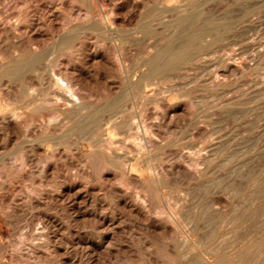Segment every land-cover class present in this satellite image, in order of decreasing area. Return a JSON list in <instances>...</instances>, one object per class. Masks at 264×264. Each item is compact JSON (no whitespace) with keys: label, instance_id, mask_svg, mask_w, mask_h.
<instances>
[{"label":"rangeland","instance_id":"obj_1","mask_svg":"<svg viewBox=\"0 0 264 264\" xmlns=\"http://www.w3.org/2000/svg\"><path fill=\"white\" fill-rule=\"evenodd\" d=\"M1 1L3 0H0V6H2L0 11L3 10L0 12V23L5 22L0 25V31L4 29L3 32L5 33L0 32V37L3 36L0 39V65L3 66H0V77L2 78H0V84L3 83L0 85V219L2 220L0 221V227H2L0 232L4 229L0 234L2 239H0V255L5 258L0 256L2 259H0V264H129L133 261L138 264H166L168 261L167 264H169V252L167 251L170 249L169 246L172 244H174L173 247L181 244L191 245L192 242L194 243L192 245H195L202 253V257H205L204 261H207V264H220L221 261L222 264H237V262L240 264H264V218H262V216L264 217V0ZM62 2L63 4H61ZM88 3H90V6ZM200 3H202L204 9ZM58 5H60V8ZM88 6L92 9L86 11L85 9L89 8ZM51 7L52 9H50ZM188 7L190 8L188 9ZM72 9L73 11H71ZM185 9L186 11H183ZM93 10H96V12ZM193 10H198V14H201V19H204V21L221 22L220 24L223 22L224 25L219 27L221 29L213 30L203 37L202 44L206 43L205 46L208 47L204 46L202 52L200 50L197 54L194 53L186 57L187 60L184 64L182 62L176 64L172 67L173 69L170 68L165 70L166 72L161 71L157 74H151L147 62L152 56L151 54H155L158 48L162 47L165 43V37L176 32L174 29L175 18L182 12L188 13ZM230 10L232 11L230 12ZM53 11L58 15L56 16ZM22 12L25 13L22 14ZM209 14L210 17H207ZM166 16L167 19L164 18ZM15 17L18 25H16V21H13ZM20 18L23 19L20 20ZM6 19H9V21ZM88 19L90 23L88 22L87 25L86 21ZM93 19H95V22ZM166 21L167 23H165ZM81 22L83 23L81 24ZM12 23L16 28L18 27L19 34L16 28L14 29L16 33L12 30V27H14V25H11ZM157 23L161 26L156 25ZM8 25H11V27ZM6 26L7 28H5ZM108 26L109 29H107ZM8 27L11 29L9 30ZM25 28L28 29L25 30ZM72 28H77L84 33H80L78 38L70 44V47L59 50L56 47L57 44L52 46L51 43L58 37V34L60 35ZM128 28H134L138 31L136 30V34L132 33L126 36L124 33L129 31ZM148 28L149 30H147ZM156 28H158L159 33ZM105 29L106 31H104ZM155 30H157V33ZM56 32H58L57 35ZM137 32L143 33L137 35ZM42 34L44 35L42 36ZM162 35L165 39L161 38ZM16 36L20 38L18 37L17 40ZM21 38L23 41H20ZM26 38L28 43L32 41V44L29 43L30 45H28ZM2 39L4 41L8 40V42L5 41V43ZM24 40L26 44H24ZM155 40H158V43ZM161 40L163 41L160 42ZM16 41L17 43H15ZM18 41L22 44L19 45ZM134 41L135 43H133ZM143 42L145 44L142 45ZM152 42L156 44H152ZM16 45L19 48L22 45L26 48L23 49L22 46L19 50ZM46 45H49V47ZM151 47H155L156 51L152 50ZM144 49L147 50L146 53ZM13 50L16 53V58L12 54L14 53ZM29 51H42L40 53L42 64L39 62V68L36 65L37 71L33 73L31 72L33 67H30L27 72L21 74V77L28 79L25 82H28L29 87L23 95L22 87L19 84L21 79L8 80L3 75L14 70L18 65L17 59L21 56H23L21 58L23 59L30 54ZM7 53L10 54V57H7ZM49 53L53 54L50 55ZM67 53L70 56H64ZM55 58L59 60L56 62ZM2 59H4L5 65L1 64L3 63ZM62 60L65 62H62ZM143 60L145 63L147 62L146 65ZM40 66L43 67L40 68ZM43 68L46 70L43 71ZM30 72L33 75L37 74L33 77L32 74L29 75ZM69 72L71 73L69 74ZM148 75L149 77H146ZM158 76L161 77L158 79ZM34 79L39 83L36 80L33 82ZM63 80H66V82ZM61 81H63L62 84ZM70 82H72L71 86H69ZM60 85L66 86V88H62ZM41 87H44L43 90ZM67 87L74 89H68ZM5 88L12 93L14 91L13 94H10L15 96L16 99L13 96L9 97V91H6ZM142 89L145 90L142 91ZM64 90L67 92H64ZM54 91H57L56 94ZM26 92L28 93L26 94ZM43 93L46 97L43 96ZM84 98H87L88 102L91 99L89 103L92 104H89L87 99ZM116 99L118 106L115 111L119 112L107 111L108 113L105 112L102 115L101 118L105 119L100 120L101 122L95 130L96 139L94 133L93 135L92 133H88L90 135L79 132L67 133L70 124L75 122L77 117L80 118L81 113L85 115L89 109H95L96 107L98 109L106 102H114ZM38 101H40L39 105ZM72 102H74V105ZM49 103H51V106ZM12 108L15 109L12 110ZM22 108L25 112V119L12 116V111H23ZM123 108L127 109L121 111ZM68 109L72 112V116ZM35 110H38V112ZM67 110L68 112H66ZM73 110H76V112L74 111L75 114ZM79 112L80 114L77 116ZM27 114L30 115L27 116ZM61 114H63L62 118ZM54 115L56 116L54 117ZM47 116L52 117V121L48 122L47 118H50ZM115 117H118V119ZM121 117L122 119H120ZM55 119L60 121H55ZM113 120L114 122H112ZM68 122L71 123L68 124ZM26 126H28V129ZM47 126L51 127L50 130ZM13 129L18 132V134L15 133L16 136L12 133ZM29 131L32 136L34 135L40 140L30 136ZM3 132H5V135L8 133L11 136V138L9 136V139H13V142L6 139ZM41 133L48 136L45 138L44 135L41 136ZM56 134L58 135L56 136ZM39 136L41 137L39 138ZM57 137L59 139H56ZM49 139L51 140L48 142ZM44 140L45 143H42ZM13 146L16 149L12 148ZM21 146L24 148L22 149ZM9 148H12V150L10 151ZM19 150L20 152H18ZM24 152L27 154H24ZM11 158L14 160L12 161ZM8 161H10L9 164ZM24 163L25 168H22L21 166H24ZM14 165L17 167H14ZM22 169L24 172H22ZM203 169H206V171H203ZM187 188L188 190H186ZM198 190L200 191L198 192ZM250 191L252 192L250 193ZM201 205H205V207ZM202 207L205 209L210 207V210L208 211L207 208L206 213ZM243 207H247V210ZM204 213H210L211 215H205ZM241 214L243 215L241 216ZM234 218L238 219L235 221ZM168 221L171 223H168ZM194 225H197L196 227L199 229L197 230ZM193 227H195L194 230ZM24 230L34 234V236L31 234V237H28L30 234ZM172 232L174 233L173 238L171 236ZM40 233L44 237L42 234V237H40ZM241 233L243 234L241 235ZM21 235L22 237H20ZM186 235L188 236L186 237ZM207 235L209 237L213 236L209 238ZM23 237L27 240L24 241ZM34 237L35 239L38 237L36 239L38 241H35ZM181 237L183 239L185 237L187 241L184 239L186 241L184 242ZM43 238H46L45 241ZM29 240L32 241L31 245L28 242ZM200 240H202V244ZM207 241H212V245ZM2 242H8V247H5V243ZM38 242L41 243V247ZM215 245L223 251L217 246L214 249ZM37 248L40 249L37 250ZM207 250L213 252L210 251V253ZM4 252L5 254H3ZM46 252L47 255L49 253L48 256ZM212 253V256L209 255ZM220 254L223 255L220 256ZM6 257L9 258L6 259ZM136 262L132 264H137Z\"/></svg>","mask_w":264,"mask_h":264},{"label":"bare ground","instance_id":"obj_2","mask_svg":"<svg viewBox=\"0 0 264 264\" xmlns=\"http://www.w3.org/2000/svg\"><path fill=\"white\" fill-rule=\"evenodd\" d=\"M4 1V0H3ZM3 1H1V2H3ZM82 1V0H81ZM91 1V0H90ZM95 1V0H94ZM28 2V1H27ZM259 2V1H258ZM257 2V3H258ZM15 3V2H14ZM20 3V2H19ZM26 3V2H25ZM31 3V2H30ZM35 3V2H34ZM47 3H49V2H47ZM138 3V2H137ZM148 3V2H147ZM146 3V4H147ZM161 3V2H160ZM187 3V2H186ZM204 3V2H203ZM249 3V2H248ZM4 4V3H3ZM2 4V5H3ZM52 4V3H51ZM58 4V3H57ZM61 4H63V2L61 3ZM89 4V6H90V3H88ZM136 4V3H135ZM134 4V5H135ZM139 4V3H138ZM137 4V5H138ZM150 4V3H149ZM176 4H177V2H176ZM201 4V6L203 7V5H202V3H200ZM207 4V3H206ZM215 4H217V3H215ZM214 4V5H215ZM24 5V4H23ZM66 5V4H65ZM133 5V6H134ZM177 5H179V3L177 4ZM205 5V4H204ZM210 5V4H209ZM25 6V5H24ZM56 6V5H55ZM59 6V8H60V5H58ZM69 6H70V4H69ZM88 6V7H89ZM140 6V5H139ZM138 6V7H139ZM154 6V5H153ZM157 6V5H156ZM164 6V5H163ZM211 6V5H210ZM245 6V5H244ZM247 6V5H246ZM0 7H2V6H0ZM9 7V6H8ZM16 7V6H15ZM22 7V6H21ZM30 7V6H29ZM87 7V8H88ZM142 7H143V5H142ZM177 7V6H176ZM197 7V6H196ZM243 7V6H242ZM19 8V7H18ZM53 8H55V7H53ZM75 8V7H74ZM141 8V7H140ZM144 8H146V7H144ZM150 8V7H149ZM148 8V9H149ZM163 8V7H162ZM167 8V7H166ZM169 8V7H168ZM179 8V7H178ZM186 8V7H185ZM190 7H188V9H189ZM2 9V8H1ZM50 9H52V7L50 8ZM90 9H92V7L90 8H88V9H85L86 11L87 10H90ZM138 9V8H137ZM182 9H183V7H182ZM187 9V8H186ZM186 9L185 10H183V11H186ZM193 9V8H192ZM203 9H204V7H203ZM3 10V9H2ZM1 10V11H2ZM23 10V9H22ZM21 10V11H22ZM27 10V9H26ZM47 10H48V7H47ZM79 10V9H78ZM84 10V11H85ZM163 10H166V9H163ZM216 10V9H215ZM229 10V9H228ZM228 10H227V12H228ZM235 10V9H234ZM0 11V12H1ZM17 11V10H16ZM71 11H73V9L71 10ZM94 12H96V10H93ZM93 11H92V13H93ZM232 10H230V12H231ZM6 11L4 10V13H5ZM48 12V11H47ZM54 12V11H53ZM66 12V11H65ZM90 13H91V11H89ZM89 12H86V13H89ZM125 12V11H124ZM139 12V11H138ZM167 12V11H166ZM182 12V11H181ZM9 13V12H8ZM18 13H20L19 11H18ZM25 13V12H24ZM23 12H22V14H24ZM58 13V12H57ZM85 13V14H86ZM104 13V12H103ZM142 13V12H141ZM144 13V12H143ZM168 13V12H167ZM178 13V12H177ZM199 13V11L198 10H193L192 12H188V13H186V12H182V13H180V15H178L176 18H175V20H174V29H175V31L176 32H174V33H171V31H169L171 34H169L168 35V33H167V37H163V35H162V37L161 38H164L165 39V43L162 45V47H160V49L158 48V50L156 51L154 48H152V50H155L156 52H155V54H151L152 56L148 59V69H149V71H150V73L151 74H157V73H160L161 71H165V70H167V69H170V68H172V67H174L176 64H180L181 62L184 64V62H185V60H187V59H185L186 57H188V56H191V55H193L194 53H196L197 54V52L198 51H200L201 50V52L203 51L202 50V48L205 46V44L206 43H204V44H202V40H203V37L204 36H206V35H208L210 32H212L213 30H218V28L220 27V26H222V25H224V23L222 22V24H220L219 22L217 23V22H209V20H208V22H207V20L206 21H204V19H201V14H198ZM6 14V13H5ZM4 14V15H5ZM54 14L56 15V13L54 12ZM78 14V13H77ZM94 14V13H93ZM93 14H92V16H93ZM166 14V13H165ZM210 14H211V12H210ZM210 14H209V16H207V17H210ZM223 14V13H222ZM3 15V17H5ZM13 15V14H12ZM17 15V14H16ZM21 15V14H20ZM19 15V16H20ZM46 15H47V13H46ZM58 15V14H57ZM56 15V16H57ZM89 16L91 15V14H88ZM98 15V14H97ZM162 15V14H161ZM176 15V14H175ZM236 15V14H235ZM49 16V15H48ZM86 16V15H85ZM99 16H101V15H99ZM105 16V15H104ZM145 16H148V15H145ZM168 16V15H167ZM164 17V18H168V17ZM173 16V15H172ZM231 16V15H230ZM229 16V17H230ZM9 16H7V18H8ZM17 17V16H16ZM16 17H15V20L13 19V21H16L15 23H16V25H18L17 23V20H16ZM21 17V16H20ZM23 17H24V15H23ZM28 17V16H27ZM26 17V18H27ZM45 17V16H44ZM97 17V16H96ZM156 17V16H155ZM159 17V16H158ZM10 18V17H9ZM46 18V17H45ZM56 18H58V17H56ZM90 18V17H89ZM98 18V17H97ZM102 18H104V17H102ZM121 18V17H120ZM136 18V17H135ZM149 18V17H148ZM148 18H146V19H148ZM151 18V17H150ZM149 18V19H150ZM224 18V17H223ZM3 19V18H2ZM11 19V18H10ZM18 20H19V17L17 18ZM23 19V18H22ZM21 18H20V20H22ZM28 19V18H27ZM26 19V21H28ZM106 19H108V18H106ZM159 19V18H158ZM172 19V18H171ZM214 19H216V18H214ZM213 19V20H214ZM219 18H217V20H218ZM220 19H221V17H220ZM220 19H219V21H220ZM5 20V19H4ZM6 20H8L9 21V19H6ZM34 20V19H33ZM84 20V19H83ZM90 20H92V18H90ZM94 20V22H95V19H93ZM132 20V19H131ZM157 20V19H156ZM165 20V19H164ZM212 20V19H211ZM210 20V21H211ZM229 20V19H228ZM13 21H11V22H13ZM96 21H98V20H96ZM101 21V20H100ZM122 21V20H121ZM148 21H150V20H148ZM160 21V20H159ZM163 21V20H162ZM170 21V20H169ZM168 21V22H169ZM1 22V21H0ZM5 22V21H4ZM4 22H2V23H4ZM20 22V21H19ZM87 22V25H88V22H89V19H88V21H86ZM143 22V21H142ZM157 22V21H156ZM226 22V21H225ZM2 23H0V25H2ZM7 23V22H6ZM26 23H28V22H26ZM37 23V22H36ZM42 23V22H41ZM79 23V22H78ZM83 22H81V24H82ZM85 23V22H84ZM90 23V22H89ZM102 23V22H101ZM129 23V22H128ZM139 23V22H138ZM150 23V22H149ZM165 23H167V21L165 22ZM39 24V23H38ZM86 24V23H85ZM109 24V23H108ZM141 24V23H140ZM161 24H162V22H161ZM4 25V24H3ZM11 25H14V23H12ZM11 25L9 26V27H11ZM19 25H20V23H19ZM34 25V24H33ZM37 25V24H36ZM40 25V24H39ZM91 25V24H90ZM103 25V24H102ZM110 25V24H109ZM148 25V24H147ZM146 25V26H147ZM156 25H159L158 23L156 24ZM155 25V26H156ZM225 25H227V24H225ZM247 25V24H246ZM249 25V24H248ZM5 26V25H4ZM69 26V25H68ZM74 26H75V24H74ZM80 26V25H79ZM154 26V25H153ZM153 26H152V28H153ZM159 26H161V25H159ZM164 26V25H163ZM162 26V27H163ZM228 26V25H227ZM255 26V25H254ZM9 27H8V29H9ZM27 27H29L28 25H27ZM34 27H36V26H34ZM34 27H33V29H34ZM40 27H41V25H40ZM39 27V28H40ZM77 27H78V25H77ZM82 27V26H81ZM85 27H86V25H85ZM84 27V28H85ZM89 27V26H88ZM169 27V25L167 26V28ZM2 28V27H1ZM5 28H7V26L5 27ZM13 29V31H15L14 29L16 28L15 27V25H14V27H12ZM18 28V27H17ZM16 28V29H17ZM20 28V27H19ZM32 28V27H31ZM65 28V27H64ZM63 28V29H64ZM67 28V27H66ZM69 28H71V27H69ZM107 28V27H106ZM113 28V27H112ZM123 28V27H122ZM134 28H136V27H134ZM134 28H132V29H129V31L128 32H126V33H124V35H130V34H132V33H135L136 34V30L137 29H134ZM166 28V29H167ZM248 28V27H247ZM7 29V30H8ZM11 29V28H10ZM9 29V30H10ZM28 29V28H27ZM26 28H25V30H27ZM90 29H91V27H90ZM89 29V30H90ZM107 29H109V26H108V28ZM126 29V28H125ZM157 30H158V28H156ZM162 29V28H161ZM163 29H165V28H163ZM219 29H221V28H219ZM225 29H226V26H225ZM229 29V28H228ZM6 30V29H5ZM18 30V29H17ZM39 30V29H38ZM42 30V29H41ZM84 31H85V29H83ZM114 30V29H113ZM141 30V29H140ZM139 30V31H140ZM143 30V29H142ZM147 30H149V28L147 29ZM157 30H155V32L157 31ZM222 30H223V28H222ZM221 30V31H222ZM1 31H2V29H1ZM0 31V32H1ZM3 31H4V29H3ZM2 31V32H3ZM40 31V30H39ZM95 31V30H94ZM101 31V30H100ZM104 31H106V29L104 30ZM109 31V30H108ZM138 31V30H137ZM9 32V31H8ZM12 32V31H11ZM18 32V34H19V30L17 31ZM32 32V31H31ZM93 32V31H92ZM111 32H112V30H111ZM147 32V31H146ZM145 32V33H146ZM150 32V31H149ZM163 32V31H162ZM173 32V31H172ZM3 33H5V32H3ZM6 33H7V31H6ZM13 33V32H12ZM14 33H16V31L14 32ZM55 33V32H54ZM57 33L58 32H56V35H57ZM80 33H84V32H82L81 30H79V29H77V28H72V29H69L68 31H64V32H62L60 35L58 34V37L56 38V39H54V41H53V43H51V44H53L52 46H54V45H56L57 44V46L56 47H58V49L59 50H62V49H64V48H67V47H70L71 45V43L76 39V38H78V36L80 35ZM87 33V32H86ZM113 33V32H112ZM123 33V32H122ZM141 34V33H143V32H137V35L138 34ZM157 33V32H156ZM158 33H159V30H158ZM241 33V32H240ZM242 33H243V31H242ZM10 34V33H9ZM27 34V33H26ZM36 34H37V32H36ZM91 34V33H90ZM93 34V33H92ZM95 34H97V33H95ZM101 34V33H100ZM236 34V33H235ZM1 35H3V34H1ZM5 35H8V34H5ZM4 35V36H5ZM14 35V34H13ZM32 35V34H31ZM37 35H39V34H37ZM44 34H42V36H43ZM48 35V34H47ZM52 35V34H51ZM118 35H120V34H118ZM123 35V34H122ZM151 35V34H150ZM150 35H149V37H150ZM153 35V34H152ZM156 35V34H155ZM165 35H166V33H165ZM164 35V36H165ZM211 35V34H210ZM8 36H10V35H8ZM26 36V35H25ZM41 36V35H40ZM101 36H102V34H101ZM106 36V35H105ZM110 36V35H109ZM142 37H143V35H141ZM154 36V35H153ZM153 36H152V38H153ZM212 36V35H211ZM210 36V37H211ZM230 36V35H229ZM239 36V35H238ZM3 37V36H2ZM2 37H0V39L2 38ZM11 37H14V36H11ZM17 37V36H16ZM16 37H15V40H16ZM19 37V36H18ZM18 37H17V40H18ZM45 37H47V36H45ZM98 37V36H97ZM103 37V36H102ZM136 37V36H135ZM145 37V36H144ZM159 37V36H158ZM214 37V36H213ZM4 38H6V37H4ZM20 38V37H19ZM28 38H29V36H28ZM207 38V37H206ZM212 38V37H211ZM10 39V38H9ZM22 39V38H21ZM106 39H108V37H106ZM135 39V38H134ZM146 39V38H145ZM148 39V38H147ZM158 39V38H157ZM213 39V38H212ZM218 39V38H217ZM219 39H220V37H219ZM3 40V39H2ZM10 40H12V39H10ZM149 40V39H148ZM159 40V39H158ZM157 40V41H158ZM214 40V39H213ZM4 41V40H3ZM5 41H7L8 42V40H5ZM4 41V42H5ZM20 41H23V39L22 40H20ZM20 41H18V43L20 42ZM25 41V40H24ZM26 41H27V38H26ZM26 41H25V43L24 44H26ZM94 41V40H93ZM101 41V40H100ZM151 41V40H150ZM156 41V40H155ZM156 41V43H158ZM163 40H161L160 42H162ZM207 41H208V39H207ZM222 41V40H221ZM32 41H29V43H31ZM52 42V41H51ZM127 42V41H126ZM211 42H214V41H211ZM6 43V42H5ZM15 43H17V41L15 42ZM28 43V41H27V44L28 45H30ZM42 44H43V41L41 42ZM40 43V44H41ZM50 43V42H49ZM119 43V42H118ZM125 43V42H124ZM133 43H135V41L133 42ZM156 44L155 42H152V44ZM215 43V42H214ZM1 44V43H0ZM10 45H11V43H9ZM20 44H22V43H19V45ZM23 44V45H24ZM32 44V43H31ZM122 44V43H121ZM126 44V43H125ZM128 44H129V42H128ZM131 44H132V42H131ZM143 44H145L144 42L142 43V45ZM151 44V43H150ZM208 44V43H207ZM3 45V44H2ZM7 45V44H6ZM5 45V46H6ZM22 45V46H23ZM33 45L35 46V44H34V42H33ZM32 45V46H33ZM137 45V44H136ZM158 45V44H157ZM4 46V45H3ZM13 46H15V45H13ZM17 46V45H16ZM22 46H20V48L18 47V49L20 50L21 49V47ZM27 46V45H26ZM33 46V47H34ZM46 46H48L49 47V45H46ZM124 46V45H123ZM145 46V45H144ZM159 46V45H158ZM220 46H222V45H220ZM220 46H219V48H220ZM10 47V46H9ZM16 47V48H17ZM28 47V46H27ZM39 47H41V46H39ZM206 47V46H205ZM208 47V46H207ZM206 47V48H207ZM1 48V47H0ZM7 49H8V47H6ZM26 48V47H25ZM24 48V46H23V49H25ZM54 48V47H53ZM148 48H149V46H148ZM214 48V47H213ZM218 48V47H217ZM216 48V49H217ZM13 49V48H12ZM17 49V50H18ZM57 49V48H56ZM150 49V48H149ZM157 49V48H156ZM212 49V48H211ZM10 50H11V48H10ZM9 50V51H10ZM15 50V49H14ZM13 50V51H14ZM30 50H33V49H30ZM38 50V49H37ZM46 50H48V49H46ZM55 50V49H54ZM53 50V51H54ZM138 50V49H137ZM207 50V49H206ZM205 50V51H206ZM8 51V52H9ZM35 51V50H34ZM144 51H145V49H144ZM147 51V50H146ZM146 51H145V53H146ZM212 51V50H211ZM20 52V51H19ZM24 52H26V51H24ZM30 52V51H29ZM42 51H40V52H30V54L29 55H25L26 57H24L23 59H21L23 56H21V55H19V56H21V58L19 57V59H17L18 61H17V63H18V65L14 68V70H12L11 72H9V73H6V74H4L3 76L5 77V78H7L8 80H14V79H17V78H19V79H21V80H19L20 81V87H22V92H23V95H24V92L29 88L28 87V82H25V80H28L27 78H25V77H21L22 75L21 74H23L24 72H27V70L30 68V67H33V71H31L32 73L34 72V71H37L36 69V65H37V67H38V64H39V62H40V64H42L41 63V58H42V55L40 54ZM46 52V51H45ZM49 52V51H48ZM59 52V51H58ZM68 52H70V51H68ZM127 52V51H126ZM131 52V51H130ZM210 52V51H209ZM6 53V52H5ZM4 53V54H5ZM14 53H15V51H14ZM14 53H12L15 57L14 58H16V53L14 54ZM204 53V52H203ZM211 53V52H210ZM209 53V54H210ZM24 54V53H23ZM50 55L51 54H53V53H49ZM59 54V53H58ZM61 54V53H60ZM63 54V53H62ZM71 54V53H70ZM73 54V53H72ZM144 54V53H143ZM207 55H208V53H206ZM7 55V57H10L9 55L10 54H6ZM67 55H68V53L66 54V55H64V56H66L67 57ZM199 55V54H198ZM54 56H55V54H54ZM60 56V55H59ZM63 56V55H62ZM68 56H70V55H68ZM150 56V55H149ZM205 56V55H204ZM2 57V56H1ZM57 57V56H56ZM198 57V56H197ZM196 57V58H197ZM201 57V56H200ZM3 58H5V57H3ZM52 58H53V56H52ZM51 59V58H50ZM56 59V58H55ZM142 59V58H141ZM140 59V60H141ZM145 59V58H144ZM190 59V58H189ZM15 60V59H14ZM43 60V59H42ZM46 60H48V59H46ZM57 60H59V59H56V62H57ZM106 60V59H105ZM133 60V59H132ZM202 60V59H201ZM2 61H3V63H1L2 65H5V62H4V59H2ZM49 61V60H48ZM54 61V60H53ZM64 60H62V62H63ZM107 61V60H106ZM209 61V60H208ZM8 62V61H7ZM6 62V63H7ZM12 62V61H11ZM15 62H16V60H15ZM45 62V61H44ZM47 62V61H46ZM65 62V61H64ZM146 62V63H147ZM206 62V61H205ZM143 63L146 65V63H145V61L143 60ZM8 64V63H7ZM50 64V63H49ZM56 64V63H55ZM45 65V64H44ZM62 65V64H61ZM60 65V66H61ZM140 65H142V64H140ZM139 65V66H140ZM144 65V66H145ZM1 66V65H0ZM47 67H48V65H46ZM53 66H54V64H53ZM56 66V65H55ZM185 66V65H184ZM1 67H3V66H1ZM41 67H43V66H40V68ZM47 67H46V69H47ZM136 67V66H135ZM141 67V66H140ZM146 67V66H145ZM180 67V66H179ZM183 67V66H182ZM235 67V66H234ZM12 68V67H11ZM39 68V67H38ZM95 68V67H94ZM45 68H43V71H45L44 70ZM116 69V68H115ZM173 69V68H172ZM171 69V70H172ZM196 69V68H195ZM60 69L58 68V71H59ZM102 70V69H101ZM143 70V69H142ZM237 70H239V69H237ZM50 71H51V69H50ZM57 71V72H58ZM112 71V70H111ZM148 71V72H149ZM170 71V70H169ZM29 73V75L30 74H32V73ZM56 72V71H55ZM141 72V71H140ZM148 72L146 73V75L148 74ZM166 72V71H165ZM5 73V72H4ZM43 73V72H42ZM52 73V72H51ZM54 73V72H53ZM68 73V72H67ZM71 72H69V74H70ZM163 73V72H162ZM1 74H2V72H1ZM37 73H35L34 75H36ZM167 74H168V72H167ZM33 75V74H32ZM34 75H33V77H34ZM43 75V74H42ZM44 75H45V73H44ZM48 75V74H47ZM55 75V74H54ZM57 75V74H56ZM60 75V74H59ZM58 75V76H59ZM65 75H66V73H65ZM71 75H73V74H71ZM165 75V74H164ZM170 75V74H169ZM174 75V74H173ZM31 76V75H30ZM40 76H41V74H40ZM124 76V75H123ZM132 76V75H131ZM26 77H28V76H26ZM32 77V78H33ZM42 77V76H41ZM48 77H49V75H48ZM65 77V76H64ZM118 77V76H117ZM146 77H149V75L148 76H146ZM153 77H155V76H153ZM161 77V76H160ZM159 76H158V79L160 78ZM163 77H165V76H163ZM1 78V77H0ZM28 78H30V77H28ZM57 78V77H56ZM62 78V77H61ZM65 78H67V77H65ZM69 78H70V76H69ZM2 79V78H1ZM39 79V78H38ZM43 80H44V78H42ZM48 79V78H47ZM58 79H59V77H58ZM71 79H72V77H71ZM153 79V78H152ZM32 80V79H31ZM35 80L36 79H34V81L33 82H35ZM41 80V79H40ZM50 80V79H49ZM53 80V79H52ZM57 80V79H56ZM67 80V79H66ZM66 80L64 81V82H66ZM70 80V79H69ZM37 81V80H36ZM59 81V80H58ZM63 81H61L60 83L62 84V82ZM154 81V80H153ZM153 81H147V82H150V83H152ZM156 81V80H155ZM159 81V80H158ZM38 82V81H37ZM36 82V83H37ZM46 82V81H45ZM75 82H77V81H75ZM75 82H74V84H75ZM263 82V81H262ZM15 83V82H14ZM39 83V82H38ZM58 83V82H57ZM68 83V82H67ZM97 83V82H96ZM3 84V83H2ZM2 84H0V85H2ZM5 85H6V83H4ZM51 84V83H50ZM70 84H72V82H70L69 83V86H71ZM86 84V83H85ZM133 84V83H132ZM139 84V83H138ZM188 84V83H187ZM26 85V86H25ZM55 85H56V82H55ZM59 85V84H58ZM64 85V84H63ZM66 85V84H65ZM77 85V84H76ZM93 85V84H92ZM114 85V84H113ZM126 85V84H125ZM131 85V84H130ZM46 86V85H45ZM51 86V85H50ZM49 86V87H50ZM61 86V85H60ZM59 86V87H60ZM80 86V85H79ZM82 86V85H81ZM134 86V85H133ZM135 86H136V84H135ZM216 86V85H215ZM12 87V86H11ZM25 87H27V88H25ZM52 87H53V85H52ZM62 88H66V86L65 87H63V86H61ZM74 87V86H73ZM212 87V86H211ZM210 87V88H211ZM8 88V87H7ZM13 88H15V86H13ZM42 88V87H41ZM44 88V87H43ZM43 88H42V90H43ZM68 89H74V88H72V87H67ZM76 88V87H75ZM78 88V87H77ZM80 88V87H79ZM92 88V87H91ZM137 88V87H136ZM147 88V87H146ZM264 88V87H263ZM18 89V88H17ZM50 89H51V87H50ZM134 89V88H133ZM5 90H6V88H5ZM8 90V89H7ZM6 90V91H7ZM46 90V89H45ZM60 90V89H59ZM63 90V89H62ZM78 90H80V89H78ZM128 90V89H127ZM143 90H145V89H142V91ZM227 90V89H226ZM261 90H262V88H261ZM2 91V90H1ZM9 91V90H8ZM53 91V90H52ZM70 91H72V90H70ZM75 91V90H74ZM126 91V90H125ZM124 91V92H125ZM18 92V91H17ZM56 92L57 91H54V93L56 94ZM64 92H67V91H65L64 90ZM76 92V91H75ZM88 92V91H87ZM130 92V91H129ZM1 93V92H0ZM6 93V92H5ZM10 93H12L11 91H9V94ZM13 93H14V91H13ZM12 93V94H13ZM28 92H26V94H27ZM41 93V92H40ZM116 93V92H115ZM140 93V92H139ZM12 94H10V96L9 97H11V96H13ZM44 94V93H43ZM62 94H63V92H62ZM75 94V93H74ZM138 94V93H137ZM5 95V94H4ZM19 95V94H18ZM36 95V94H35ZM39 95H41V94H39ZM50 95V94H49ZM113 95H114V93H113ZM129 95V94H128ZM22 96V95H21ZM43 96H45L46 97V95L44 94ZM65 96V95H64ZM81 96V95H80ZM126 96V95H125ZM2 97V96H1ZM6 97V96H5ZM15 96H13V98H14ZM23 97V96H22ZM35 97V96H34ZM51 97V96H50ZM111 97V96H110ZM8 98V97H7ZM7 98H6V100H7ZM12 98V100H14V99H16V98H14L13 99ZM42 98V97H41ZM49 98V97H48ZM70 98V97H69ZM103 98V97H102ZM117 98V97H116ZM11 99V98H10ZM34 99V98H33ZM40 99V98H39ZM44 99V98H43ZM50 99V98H49ZM68 99V98H67ZM67 99H64V100H67ZM85 99V98H84ZM87 99V98H86ZM85 99V100H86ZM107 99H109L108 97H107ZM205 99V98H204ZM231 99V98H230ZM2 100H3V97H2ZM1 100V101H2ZM30 100V99H29ZM37 100V99H36ZM52 100V99H51ZM71 100V99H70ZM69 100V101H70ZM91 100V99H90ZM89 100V102H91ZM95 100H96V98H95ZM119 100V102H121L120 101V99H118ZM152 100V99H151ZM10 101V100H9ZM20 101V100H19ZM47 101V100H46ZM45 101V102H46ZM76 101V100H75ZM83 101V100H82ZM94 101V100H93ZM116 101H117V99H116ZM116 101H114V102H106V100H105V104H103L101 107L100 106H98V107H100V108H98V109H89L88 111H87V113L85 114V115H82V113L80 114V112L77 114V116L80 114V118H78L77 116V120H75V122H73L72 124H70L69 122H68V124H70V126L68 127V129H67V133H76V132H79V133H84V135H85V133H86V135L88 134V133H92V135H93V133H94V136H95V130L97 129V126H98V124H99V122H101L102 120H104V119H102L101 117H102V115L106 112V113H108L107 111H111V112H113L114 111V113H117V112H119V111H115V109L117 108V106H118V101L116 102ZM8 102V101H7ZM33 102H35V101H33ZM32 102V103H33ZM39 102L40 101H38L37 103H38V105H39ZM42 102H44V101H42ZM62 102V101H61ZM87 102H88V99H87ZM88 102V103H89ZM15 103V102H14ZM28 103H30V102H28ZM46 103H48V102H46ZM53 103V102H52ZM66 103V102H65ZM64 103V104H65ZM69 103H71V102H69ZM68 103V104H69ZM74 102H72V104H73ZM76 103V102H75ZM84 103V102H83ZM86 103V102H85ZM102 103H104V102H102ZM2 104V103H1ZM6 104V103H5ZM12 104V103H11ZM19 104V103H18ZM27 104V103H26ZM45 104V103H44ZM50 104V106H51V103H49ZM48 104V105H49ZM63 104V103H62ZM67 104V105H68ZM77 104V103H76ZM75 104V105H76ZM89 104H92V103H89ZM3 105V104H2ZM21 105V104H20ZM25 105V104H24ZM32 105V104H31ZM34 105H37V104H34ZM43 105V104H42ZM70 105V104H69ZM74 105V104H73ZM72 105V106H73ZM78 105V104H77ZM76 105V106H77ZM80 105H81V103H80ZM6 106H8V105H6ZM49 106V107H50ZM56 106V105H55ZM84 106V105H83ZM91 106H93V105H91ZM11 107V106H10ZM17 107V106H16ZM48 107V106H47ZM53 107V106H52ZM65 107V106H64ZM63 107V108H64ZM78 107V106H77ZM125 107V106H124ZM40 108H41V106H40ZM66 108V107H65ZM82 108V107H81ZM236 108V107H235ZM10 109V108H9ZM8 109V110H9ZM15 109V108H14ZM13 108H12V110H14ZM28 109V108H27ZM34 109H35V107H34ZM45 109V108H44ZM56 109V108H55ZM61 110H63L62 108H60ZM74 109V108H73ZM77 109V108H76ZM127 109V108H126ZM125 108H123V109H121V111L122 110H126ZM264 109V108H263ZM11 110V111H12ZM22 110L23 111H21V110H19V111H12L11 113H12V116L13 117H18V118H20V117H23L24 118V114H25V112H24V109L22 108ZM40 110V109H39ZM43 110V109H42ZM45 110H47V109H45ZM58 111H59V109H57ZM60 110V111H61ZM69 110V109H68ZM68 110L66 111V112H68ZM85 110V109H84ZM30 111V110H29ZM34 111V110H33ZM35 111H37L38 112V110H35ZM51 111V110H50ZM64 111V110H63ZM70 111V110H69ZM76 112V110H73V113L75 114V112ZM8 112V111H7ZM41 112V111H40ZM53 112V111H52ZM62 112V111H61ZM65 112V113H66ZM71 112V111H70ZM226 112V111H225ZM251 112V111H250ZM26 113H28V112H26ZM36 113V112H35ZM45 113V112H44ZM47 113H48V111H47ZM55 113V112H54ZM60 113V112H59ZM63 114H64V112H62ZM127 113V112H126ZM236 113V112H235ZM237 113H238V111H237ZM236 113V114H237ZM259 113V112H258ZM34 114V113H33ZM49 114V113H48ZM52 114V113H51ZM63 114H61L60 116H61V118L63 117ZM67 114V113H66ZM70 114V113H69ZM231 114V113H230ZM30 115V114H29ZM28 114H27V116H29ZM41 115V114H40ZM57 115H58V113H57ZM65 115V114H64ZM71 116H72V112H71V114H70ZM69 115V116H70ZM82 115V116H81ZM3 116H5V115H3ZM32 116H34V115H32ZM44 116V115H43ZM51 116V115H50ZM56 115H54V117H55ZM114 116V115H113ZM121 116H123V115H121ZM10 118H11V116H9ZM42 117V116H41ZM47 117H49V116H47ZM65 117V116H64ZM108 117V116H107ZM106 117V118H107ZM133 117V116H132ZM27 118V117H26ZM33 118V117H32ZM45 118V117H44ZM50 118V117H49ZM57 119H58V117H56ZM73 118V117H72ZM72 118H71V120H72ZM110 118V117H109ZM116 119H118V117H115ZM21 119V118H20ZM25 119V118H24ZM23 119V120H24ZM29 119V118H28ZM38 119V118H37ZM102 119V120H101ZM120 119H122V117L120 118ZM3 120V119H2ZM47 120H48V122H50V121H52V117L50 118V119H48L47 118ZM62 120V119H61ZM67 120V119H66ZM101 120V121H100ZM115 120V119H114ZM114 120L112 121V122H114ZM255 120V119H254ZM43 121V120H42ZM45 121V120H44ZM55 121H60V120H56L55 119ZM65 121V120H64ZM106 121V120H105ZM118 121V120H117ZM133 121V120H132ZM231 121V120H230ZM248 121V120H247ZM2 122V121H1ZM27 122H29V121H27ZM12 123V122H11ZM23 123V122H22ZM37 123L38 124H40L38 121H37ZM52 123H54V122H52ZM58 123V122H57ZM64 123V122H63ZM108 123H109V121H108ZM25 124V123H24ZM27 124H29V123H27ZM35 124H36V122H35ZM44 124V123H43ZM42 124V125H43ZM51 124V123H50ZM50 124H48V125H50ZM64 124H66V123H64ZM115 124V123H114ZM41 125V126H42ZM47 125V124H46ZM59 125V124H58ZM105 125V124H104ZM118 125V124H117ZM231 125V124H230ZM30 126H31V124H30ZM102 126V125H101ZM106 126V125H105ZM116 126V125H115ZM119 126V125H118ZM122 126V125H121ZM120 126V127H121ZM128 126V125H127ZM126 126V127H127ZM225 126V125H224ZM9 127V126H8ZM13 127V126H12ZM23 127H24V125H23ZM28 126H26V128H27ZM48 127V130H50L49 128H51V127H49V126H47ZM63 127V126H62ZM61 127V128H62ZM226 127H227V125H226ZM35 128H36V126H35ZM42 128L44 129V127L42 126ZM2 129H5V128H2ZM25 129V128H24ZM28 129V128H27ZM63 129H65V128H63ZM100 129V128H99ZM101 129H102V127H101ZM129 129V128H128ZM131 130H132V128H130ZM243 129V128H242ZM30 130V129H29ZM61 130V129H60ZM27 131V130H26ZM45 131V130H44ZM53 131H55V130H53ZM57 131V130H56ZM64 131V130H63ZM6 132V131H5ZM5 132H3L4 133V135H5ZM9 132V131H8ZM12 132V131H11ZM10 132V133H11ZM28 132V131H27ZM30 132V131H29ZM41 132V131H40ZM49 132V131H48ZM101 132V131H100ZM127 132V131H126ZM13 134H18V132H17V130L16 129H13V132H12ZM31 133V132H30ZM29 133V134H30ZM98 133V132H97ZM102 133V132H101ZM101 133H100V136H101ZM16 134H15V136H16ZM24 134V133H23ZM28 134V133H27ZM45 134H46V132H45ZM50 134H52V133H50ZM62 134H63V132H62ZM90 134H88V135H90ZM182 134V133H181ZM24 135H26V134H24ZM44 134H42L41 133V136H43ZM54 135H55V132H54ZM58 134H56V136H57ZM74 135V134H73ZM80 135V134H79ZM82 135V134H81ZM80 135V136H81ZM91 135V136H92ZM232 135H234V134H232ZM1 136H2V134H1ZM9 134L8 133H6V135H5V137H6V139H9ZM14 136V137H15ZM28 136V135H27ZM30 136H32V133H31V135ZM29 136V137H30ZM41 136H39V138L41 137ZM45 136V135H44ZM48 136V135H47ZM47 136H45V138L47 137ZM50 136V135H49ZM55 136V137H56ZM64 137L66 136V135H63ZM178 136V135H177ZM237 136V135H236ZM5 137H3V138H5ZM24 137V136H23ZM26 137V136H25ZM32 137H34V135L32 136ZM32 137H30V138H32ZM38 137V136H37ZM53 137V136H52ZM62 137V136H61ZM93 137V136H92ZM96 137H97V135L95 136V139H96ZM10 138H11V136H10ZM13 138V137H12ZM16 138V137H15ZM28 138V137H27ZM34 138H36V136L34 137ZM42 138H44V137H42ZM44 138V139H45ZM91 138V137H90ZM94 138V137H93ZM114 138V137H113ZM5 139V140H6ZM16 139H18V138H16ZM16 139H14V140H16ZM36 139H38V138H36ZM35 139V140H36ZM48 139V138H47ZM56 139H59L58 137L56 138ZM75 139V138H74ZM204 139V138H203ZM247 139V138H246ZM258 139V138H257ZM9 140H11V139H9ZM9 140H7L8 142H9ZM24 140V139H23ZM34 140V141H35ZM38 140H40V139H38ZM38 140H37V142H38ZM51 139H49L48 140V142L50 141ZM85 140V139H84ZM87 140V139H86ZM89 140V139H88ZM91 140H92V138H91ZM0 141H1V139H0ZM12 142H13V139L11 140ZM33 141V140H32ZM47 141V140H46ZM90 141V140H89ZM95 141V140H94ZM168 141H170V140H168ZM224 141V140H223ZM263 141H264V139H263ZM2 142H3V140H2ZM6 142V141H5ZM51 142H53V141H51ZM69 142V141H68ZM32 143V142H31ZM34 143V142H33ZM35 143H36V141H35ZM42 143H45V140H44V142H42ZM75 143V142H74ZM218 143V142H217ZM225 143V142H224ZM3 144V143H2ZM6 144H9V143H6ZM11 144V143H10ZM18 144V143H17ZM21 145L22 144H24V143H20ZM19 144V145H20ZM30 144V143H29ZM68 144V143H67ZM226 144V143H225ZM224 144V145H225ZM18 145V146H19ZM24 145H26V144H24ZM167 145V144H166ZM223 145V144H222ZM15 146V145H14ZM12 147V148H14V149H16L15 147L17 146H15V147ZM33 146V145H32ZM38 146V145H37ZM47 146V145H46ZM55 146V145H54ZM137 146V145H136ZM227 146V145H226ZM5 147V146H4ZM27 147H28V145H27ZM30 147V146H29ZM44 147V146H43ZM7 148V147H6ZM12 148L10 149L9 148V150L11 151L12 150ZM18 148V147H17ZM21 148H22V146H21ZM24 148V147H23ZM22 148V149H23ZM40 148V147H39ZM38 148V149H39ZM8 149V148H7ZM19 149H20V146H19ZM33 149V148H32ZM44 149V148H43ZM42 149V150H43ZM102 149H103V146H102ZM106 149V148H105ZM21 150V149H20ZM20 150L18 151V152H20ZM121 150V149H120ZM214 150V149H213ZM230 150V149H229ZM27 151V150H26ZM40 151V150H39ZM81 151V150H80ZM103 151V150H102ZM110 151V150H109ZM169 151V150H168ZM183 151V150H182ZM189 151V150H188ZM223 151V150H222ZM239 151V150H238ZM17 152V151H16ZM29 152V151H28ZM32 152V151H31ZM48 152V151H47ZM192 152V151H191ZM218 152V151H217ZM14 153H15V151H14ZM41 153H43V152H41ZM40 153V154H41ZM193 153V152H192ZM1 154H2V152H1ZM6 154H8V153H6ZM24 154H27L26 152H24ZM29 154V153H28ZM45 154V153H44ZM43 154V155H44ZM113 154V153H112ZM124 154V153H123ZM90 155V154H89ZM119 155V154H118ZM213 155V154H212ZM233 155V154H232ZM243 155V154H242ZM20 156V155H19ZM25 156H27V155H25ZM47 156V155H46ZM122 156V155H121ZM146 156V155H145ZM181 156H182V154H181ZM186 156V155H185ZM209 156V155H208ZM221 156V155H220ZM254 156V155H253ZM3 157V156H2ZM18 157V156H17ZM65 157V156H64ZM92 157V156H91ZM214 157V156H213ZM216 157V156H215ZM231 157V156H230ZM16 158V157H15ZM21 158V157H20ZM141 158H142V156H141ZM0 159H1V157H0ZM3 159H4V157H3ZM8 159H9V157H8ZM12 159V158H11ZM98 159V158H97ZM148 159V158H147ZM185 159V158H184ZM209 159V158H208ZM10 160V159H9ZM14 159H12V161H13ZM18 160H20V159H18ZM35 160V159H34ZM39 160V159H38ZM162 160V159H161ZM183 160V159H182ZM207 160V159H206ZM1 161V160H0ZM27 161V160H26ZM32 161V160H31ZM41 161H43V160H41ZM9 162L10 161H8V164H9ZM17 162V161H16ZM15 162V163H16ZM30 162V161H29ZM207 162V161H206ZM256 162V161H255ZM7 163V162H6ZM145 163V162H144ZM2 164V163H1ZM18 164V163H17ZM28 164V163H27ZM191 164H192V162H191ZM196 164V163H195ZM222 164V163H221ZM224 164V163H223ZM19 165V164H18ZM163 165V164H162ZM219 165V164H218ZM233 165V164H232ZM5 166V165H4ZM16 165H14V167H15ZM260 166V165H259ZM262 166V165H261ZM17 167V166H16ZM19 167V166H18ZM22 168L24 167L25 168V163H24V166H21ZM94 167H96V166H94ZM233 167V166H232ZM235 167V166H234ZM239 167V166H238ZM182 168V167H181ZM222 168V167H221ZM80 169H82V168H80ZM23 170V169H22ZM21 170V171H22ZM182 171H183V169H182ZM187 171V170H186ZM199 171V170H198ZM203 171H206V169L204 170L203 169ZM247 171V170H246ZM22 172H24V170L22 171ZM110 172V171H109ZM160 172V171H159ZM228 172V171H227ZM189 173V172H188ZM203 173H205V172H203ZM229 173V172H228ZM32 174V173H31ZM100 174V173H99ZM133 174V173H132ZM131 174V175H132ZM169 174V173H168ZM236 174V173H235ZM85 175V174H84ZM173 175V174H172ZM192 175V174H191ZM199 175V174H198ZM262 175V174H261ZM137 176V175H136ZM175 176V175H174ZM197 178H198V176H197ZM213 178V177H212ZM217 178V177H216ZM221 178V177H220ZM241 178V177H240ZM211 179V178H210ZM205 180V179H204ZM232 180V179H231ZM257 180V179H256ZM255 180V181H256ZM258 180H259V177H258ZM223 181H225V180H223ZM1 182V181H0ZM257 182V181H256ZM39 184V183H38ZM103 184V183H102ZM200 184V183H199ZM235 184V183H234ZM252 184H254V183H252ZM170 185V184H169ZM194 185V184H193ZM197 185H198V183H197ZM227 185H228V183H227ZM247 185V184H246ZM183 186V185H182ZM201 186V185H200ZM208 186H209V184H208ZM13 187V186H12ZM145 187V186H144ZM168 187V186H167ZM197 187H199V186H197ZM226 187V186H225ZM184 188V187H183ZM237 188V187H236ZM233 189H234V187H233ZM1 190V189H0ZM28 190V189H27ZM186 190H188V188L186 189ZM189 190H191V189H189ZM201 190V189H200ZM200 190H198V192L200 191ZM219 190V189H218ZM235 190H237V189H235ZM205 191H207L206 189H205ZM210 191V190H209ZM259 191V190H258ZM185 192H187V191H185ZM217 192V191H216ZM235 192V191H234ZM239 192V191H238ZM237 192V193H238ZM252 191H250V193H251ZM257 192V191H256ZM93 193V192H92ZM153 193V192H152ZM195 193V192H194ZM198 194V193H197ZM103 195V194H102ZM247 195H249V194H247ZM176 196V195H175ZM203 196V195H202ZM201 196V197H202ZM2 197V196H1ZM180 197H181V195H180ZM194 198H195V196H193ZM251 197V196H250ZM254 197V196H253ZM209 198V197H208ZM207 198V199H208ZM213 198V197H212ZM244 198V197H243ZM42 199V198H41ZM175 199H176V197H175ZM181 199V198H180ZM186 199V198H185ZM206 199V200H207ZM247 199V201H249L248 200V198H246ZM250 199V198H249ZM255 199V198H254ZM51 200V199H50ZM182 200V199H181ZM198 200V199H197ZM196 200V201H197ZM212 200V199H211ZM210 200V201H211ZM219 200V199H218ZM253 200V199H252ZM252 200H251V202H252ZM183 201V200H182ZM190 201V200H189ZM204 201H205V196H204ZM209 201V200H208ZM213 201V200H212ZM254 201V200H253ZM13 202V201H12ZM19 203V202H18ZM52 203V202H51ZM155 203V202H154ZM194 203V202H193ZM210 203V202H209ZM208 203V206L210 205ZM262 203H263V201H262ZM158 204V203H157ZM179 204V203H178ZM195 204V203H194ZM193 204V205H194ZM198 204V203H197ZM203 204V203H202ZM204 204H205V202H204ZM212 204V203H211ZM250 204V203H249ZM258 204V203H257ZM10 205V204H9ZM31 205V204H30ZM207 205V204H206ZM251 205V204H250ZM252 205H253V203H252ZM8 206V205H7ZM80 206V205H79ZM189 206H190V203H189ZM197 206V205H196ZM201 206H204L205 207V205H201ZM240 206V205H239ZM239 206H238V208H239ZM263 207V206H262ZM31 208V207H30ZM188 208H190V207H188ZM200 208V207H199ZM203 208V207H202ZM208 208V207H207ZM206 208V209H207ZM210 208V207H209ZM208 208V211L210 210ZM216 208V207H215ZM215 208H213V209H215ZM232 208V207H231ZM237 208V207H236ZM244 209H246L245 207H243ZM255 208V207H254ZM179 209H180V206H179ZM203 209H205V208H203ZM206 209L204 210L205 212H206ZM212 209V210H213ZM217 209V208H216ZM215 209V210H216ZM221 209V208H220ZM224 209V208H223ZM230 209V208H229ZM235 209V208H234ZM243 209V210H244ZM253 209V208H252ZM257 209V208H256ZM13 210V209H12ZM15 210V209H14ZM153 210V209H152ZM189 210V209H188ZM191 210V209H190ZM189 210V211H190ZM200 210V209H199ZM211 210V211H212ZM219 210V209H218ZM217 210V211H218ZM240 210H241V208H240ZM247 210V209H246ZM23 211V210H22ZM25 211V210H24ZM27 211V210H26ZM203 211V210H202ZM210 211V212H211ZM228 211V210H227ZM232 212L234 211V210H231ZM245 211V210H244ZM261 211V210H260ZM259 211V212H260ZM201 212V211H200ZM218 212H220V211H218ZM231 212V213H232ZM240 212H243V211H240ZM187 213V212H186ZM194 214H195V212H193ZM207 213V212H206ZM206 213H204L205 215H208V214H210V213H208V214H206ZM25 214V213H24ZM29 214V213H28ZM184 214V213H183ZM188 214H189V212H188ZM201 214V213H200ZM214 214V213H213ZM221 214V213H220ZM244 214V213H243ZM243 214H241V216L243 215ZM249 214V213H248ZM6 215V214H5ZM202 215H203V213H202ZM204 215V216H205ZM211 215V214H210ZM209 215V216H210ZM217 215V214H216ZM219 215V214H218ZM229 215H232V214H229ZM228 215V216H229ZM256 215H257V213H256ZM259 215V214H258ZM64 216V215H63ZM183 216V215H182ZM198 216V215H197ZM249 216V215H248ZM254 216V215H253ZM75 217V216H74ZM189 217H191V216H189ZM214 217V216H213ZM237 217V216H236ZM192 218V217H191ZM195 218V216L193 217V219ZM202 217H200V219H201ZM204 218H207V217H204ZM212 218V217H211ZM216 218V217H215ZM218 218V217H217ZM249 218V217H248ZM252 218V217H251ZM262 218H264L263 216H262ZM193 219H191V220H193ZM197 219V218H196ZM219 219V218H218ZM235 219V218H234ZM236 219H238V218H236ZM236 219H235V221H236ZM255 219V218H254ZM18 220V219H17ZM201 220H203V219H201ZM228 220V219H227ZM0 221H2L1 219H0ZM30 221V220H29ZM189 221V220H188ZM196 221H199V220H196ZM206 221H208L207 219H206ZM217 221V220H216ZM11 222V221H10ZM9 222V223H10ZM170 221H168V223H169ZM201 222V221H200ZM210 222V221H209ZM223 222V221H222ZM15 223V222H14ZM23 223V222H22ZM26 223V222H25ZM171 223V222H170ZM213 223V222H212ZM218 223V222H217ZM224 223V222H223ZM248 223V222H247ZM200 224V223H199ZM208 224V223H207ZM206 224V225H207ZM225 224V223H224ZM233 224V223H232ZM41 225V224H40ZM48 225V224H47ZM171 225V224H170ZM198 225V224H197ZM197 225H194L195 227L197 226ZM247 225V224H246ZM34 226V225H33ZM164 226V225H163ZM203 226V225H202ZM201 226V227H202ZM204 226H205V224H204ZM248 226V225H247ZM17 227V226H16ZM22 227V226H21ZM30 227V226H29ZM35 227V226H34ZM61 227V226H60ZM160 227V226H159ZM195 227H193V230H194V228ZM200 227V226H199ZM208 227V226H207ZM214 227V226H213ZM215 227L217 228V226L215 225ZM249 227H251V226H249ZM0 228H2V227H0ZM13 228V227H12ZM45 228V227H44ZM65 228V227H64ZM138 228V227H137ZM150 228H152V227H150ZM158 228V227H157ZM175 228V227H174ZM197 228V230L199 229L198 227H196ZM211 228H212V226H211ZM221 228V227H220ZM34 229H36V227L34 228ZM37 229H39V228H37ZM161 229V228H160ZM171 229V228H170ZM237 229V228H236ZM239 229V228H238ZM247 229V228H246ZM1 230V229H0ZM4 230V229H3ZM2 230V231H3ZM28 230V229H27ZM30 230V229H29ZM123 230V229H122ZM156 230H158V229H156ZM206 230V229H205ZM208 230V229H207ZM212 230V229H211ZM217 230V229H216ZM264 230V229H263ZM1 231V232H2ZM25 231V230H24ZM147 231V230H146ZM165 231V230H164ZM175 231H177V230H175ZM201 231V230H200ZM203 231V230H202ZM201 231V232H202ZM210 231V230H209ZM213 231V230H212ZM233 231V230H232ZM245 231V230H244ZM252 231V230H251ZM1 232H0V234H1ZM5 232V231H4ZM26 233H29V232H27V231H25ZM33 232V231H32ZM34 232H35V230H34ZM40 232V231H39ZM38 232V233H39ZM159 232V231H158ZM163 232V231H162ZM195 232H196V229H195ZM214 232V231H213ZM213 232H211V234H213ZM229 232V231H228ZM250 232V231H249ZM45 234H46V232H44ZM113 233V232H112ZM147 233V232H146ZM180 233V232H179ZM199 233V232H198ZM208 233V232H207ZM230 233V232H229ZM248 233V232H247ZM251 233V232H250ZM23 234V233H22ZM30 234V233H29ZM29 234H27V235H29ZM32 234V233H31ZM31 234H30V236H28V237H31ZM36 234H37V232H36ZM35 234V235H36ZM41 234L42 233H40V237H42L41 236ZM171 234V233H170ZM176 234V233H175ZM243 233H241V235H242ZM252 234V233H251ZM5 235V234H4ZM19 235V234H18ZM37 235H39V234H37ZM43 235V234H42ZM47 235V234H46ZM45 235V236H46ZM165 235V234H164ZM166 235H168V234H166ZM173 235H174V233L172 232V238H173ZM176 235H178V234H176ZM189 235V234H188ZM188 235H186V237L188 236ZM206 235V234H205ZM225 235L227 236V234L225 233ZM245 235V234H244ZM264 235V234H263ZM32 236H34V234H32ZM137 236V235H136ZM151 236V235H150ZM180 236V235H179ZM197 236V235H196ZM204 236V235H203ZM208 237H209V235H207ZM213 236V235H212ZM211 236V237H212ZM225 236V237H226ZM234 236V235H233ZM5 237H6V235H5ZM20 237H22V235L20 236ZM27 237V236H26ZM43 237H44V235H43ZM157 238H158V236H156ZM155 237V238H156ZM170 237V236H169ZM190 237V236H189ZM192 237V236H191ZM194 237V236H193ZM211 237H209V238H211ZM4 238V237H3ZM150 238V237H149ZM178 238H180V237H178ZM177 238V239H178ZM182 238V237H181ZM198 238V237H197ZM207 238V237H206ZM214 238V237H213ZM240 238V237H239ZM238 238V239H239ZM0 239H1V235H0ZM25 238L23 237V240H24ZM29 239H31V238H29ZM32 239H33V237H32ZM34 239H35V237H34ZM36 239H38V237L36 238ZM35 239V241H38V240H36ZM40 239V238H39ZM44 239V238H43ZM46 239V238H45ZM45 239H44V241H45ZM159 239V238H158ZM163 239V238H162ZM167 239V238H166ZM184 239H185V237H184ZM183 238H182V240H184ZM199 239V238H198ZM202 239V238H201ZM220 239V238H219ZM256 239V238H255ZM2 240V239H1ZM4 240H5V238H4ZM20 240H21V238H20ZM27 239H25L24 241H26ZM160 240V239H159ZM164 240V239H163ZM179 240V239H178ZM181 240V241H182ZM186 240V239H185ZM184 240V242H186ZM192 240V239H191ZM197 240V239H196ZM195 240V241H196ZM205 240H207V239H205ZM221 240V239H220ZM236 240V239H235ZM253 240H254V238H253ZM16 241V240H15ZM23 241V242H24ZM34 241V240H33ZM177 241V240H176ZM194 241V240H193ZM198 241V240H197ZM202 240H200V242H201ZM213 241V240H212ZM212 241L210 242V241H207V243L208 242H210V244L212 243ZM23 242H21V243H23ZM28 242H30V245H31V242L32 241H28ZM27 242V243H28ZM183 242V241H182ZM221 242V241H220ZM234 242V241H233ZM2 243H5V242H2ZM8 243V242H7ZM7 243H5V245L3 244V246H5V247H8V245H7ZM38 243H40V242H38ZM37 243V244H38ZM169 243V242H168ZM177 243H179V242H177ZM195 243H197V242H195ZM206 243V242H205ZM14 244V243H13ZM17 244H19V243H17ZM43 244V243H42ZM155 244V243H154ZM170 244H172V243H170ZM184 244H186V243H184ZM192 244H194L193 242H192ZM190 245V244H188V245H179V246H174L173 247V245L174 244H172L171 246H169L168 248H170L169 250H167L168 252H169V259L168 260H170V263L169 264H207L205 261H204V259H205V257L203 258L202 257V253H200V251L198 250V248L195 246V245ZM200 244V243H199ZM198 244V246H200ZM201 244H202V242H201ZM215 244V243H214ZM16 245V244H15ZM29 245V246H30ZM147 245V244H146ZM204 245V244H203ZM212 245V244H211ZM238 245H239V243H238ZM263 245V244H262ZM2 246V245H1ZM2 246V247H3ZM10 246V245H9ZM17 246V245H16ZM19 246V245H18ZM149 246H151V245H149ZM208 246V245H207ZM216 246L217 245H215V248L214 249H216ZM21 247V246H20ZM19 247V248H20ZM40 247H41V243H40ZM127 247V246H126ZM167 247V246H166ZM171 247H173V248H171ZM203 247V246H202ZM201 247V248H202ZM206 247V246H205ZM210 247V246H209ZM218 247V246H217ZM221 247V246H220ZM226 247H228L227 245H226ZM16 248H18V247H16ZM144 248V247H143ZM164 249H165V247H163ZM204 248V247H203ZM219 248V247H218ZM217 248V249H218ZM9 249V248H8ZM40 248H37V250H39ZM156 249V248H155ZM214 249H213V251H214ZM220 250H222L221 248H219ZM6 250V249H5ZM114 250V249H113ZM219 250V251H220ZM234 250V249H233ZM1 251V250H0ZM33 251H35V250H33ZM82 251V250H81ZM161 251V250H160ZM165 251V250H164ZM207 251H209V250H207ZM211 251V250H210ZM209 251V252H210ZM213 251H211V252H213ZM218 251V252H219ZM223 251V250H222ZM6 252V251H5ZM5 252L3 253V254H5ZM9 252V251H8ZM140 252V251H139ZM167 252V253H168ZM210 252V253H211ZM32 253V252H31ZM36 253V252H35ZM43 253V252H42ZM242 253V252H241ZM12 254V253H11ZM39 254V253H38ZM206 254V253H205ZM216 254H217V251H216ZM219 254V253H218ZM46 255H47V252H46ZM48 255H49V253H48ZM47 255V256H48ZM209 255H213V253L212 254H209ZM221 255H223V254H220V256ZM239 255H241V254H239ZM1 257H4V256H2V255H0ZM7 256H8V253H7ZM27 256H28V254H27ZM31 256V255H30ZM215 256H217V255H215ZM1 257H0V259H1ZM19 257V256H18ZM22 257V256H21ZM45 257V256H44ZM43 257V258H44ZM97 257V256H96ZM134 257V256H133ZM214 257V256H213ZM212 257V258H213ZM218 257H219V255H218ZM217 257V258H218ZM238 257V256H237ZM5 258V257H4ZM9 258V257H8ZM7 257H6V259H8ZM31 258V257H30ZM36 258H38V257H36ZM46 258V257H45ZM163 258V257H162ZM208 258V257H207ZM211 258V257H210ZM216 258V259H217ZM221 258V257H220ZM54 259V258H53ZM140 259V258H139ZM2 260V259H1ZM129 260V259H128ZM127 260V261H128ZM134 260V259H133ZM132 260V261H133ZM166 260V259H165ZM210 260V259H209ZM215 260V259H214ZM224 260H226V259H224ZM252 260V259H251ZM6 261V260H5ZM60 261V260H59ZM139 261V260H138ZM143 261V260H142ZM156 261V260H155ZM26 262V261H25ZM67 262V261H66ZM74 262V261H73ZM106 262V261H105ZM133 262H136V261H133ZM133 262H129V264L131 263H133ZM213 262V261H212ZM217 262V261H216ZM228 262H230V261H228ZM250 262V261H249ZM0 263H1V261H0ZM4 263V262H3ZM10 263V262H9ZM53 263V262H52ZM69 263V262H68ZM71 263V262H70ZM79 263V262H78ZM137 263V262H136ZM167 263H168V261H167ZM166 263V264H167ZM231 263H232V261H231ZM239 262H237V264H238ZM22 264V263H21ZM72 264V263H71ZM125 264V263H124ZM135 264V263H134ZM138 264V263H137ZM210 264V263H209ZM220 264H222V261L220 262ZM230 264V263H229ZM240 264V263H239Z\"/></svg>","mask_w":264,"mask_h":264}]
</instances>
